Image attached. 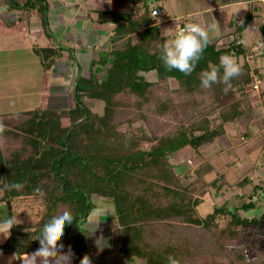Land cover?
I'll return each instance as SVG.
<instances>
[{"label":"trees","instance_id":"16d2710c","mask_svg":"<svg viewBox=\"0 0 264 264\" xmlns=\"http://www.w3.org/2000/svg\"><path fill=\"white\" fill-rule=\"evenodd\" d=\"M8 1L16 7L33 2ZM159 1L132 0L130 12L101 13V21L113 15L116 23L113 41L122 36L125 38L114 42L108 67L105 66L107 58L99 60L105 68V79H100L92 71L89 77L77 79L76 95L70 109L38 108L20 114L14 123H2L6 130L0 138V178L4 184L18 182L23 185L19 192L4 191V199L11 207L12 201L17 206L27 201L29 212L35 206L45 208L42 214L36 210V215L40 216L38 220H30L24 211H11L10 216L16 215L23 221L11 229L10 237L4 242L6 248L19 255L38 249L36 239L43 225L54 215L70 211L77 219L65 228L61 242L65 247L76 246V251L72 250L80 261L83 256L79 251L83 250L85 239L79 233L71 234V230L77 221L88 219L96 207L94 196H98L114 203L122 229L120 251L142 258L144 264H167L168 255L179 259L181 264H196V261H203L199 260L202 254H212V248H226L227 245L232 248L235 259L228 264L247 260L239 250L241 240L238 238L248 227L259 226L261 217H241L238 211L255 204H223L201 216L196 208L194 185L182 184L183 177L176 173L169 159L171 154L186 146L199 149L213 142L223 134L222 126H205L197 133L201 127L193 121L164 132L153 131V135L141 131L131 137L127 146L107 140L121 123L116 120L115 111L129 107L142 110L154 103L158 114L166 115L170 113L175 98L164 83L176 80L179 87L175 93L180 91L190 95L200 92L205 89L201 87L200 73L207 69L209 62L218 65L222 55L248 52L237 40L225 48H217L211 43L190 75L177 70L168 71L159 59V45L166 37L152 14L154 8H160L156 7ZM261 31L264 38V27ZM36 51L43 57L48 71L51 63L44 59L47 57L45 52L54 58L58 54L51 49ZM150 71L157 73V81L140 76V73ZM252 81L250 65L244 63L242 73L231 81L232 87L227 93L223 91L222 83L211 86L218 92V100L224 94L229 95L227 101L219 102L223 123L233 122L236 118L242 121L253 118L252 106L243 108L241 100L235 99L232 93L235 87L243 91ZM161 88L166 89L164 95L157 94ZM82 94L104 101V114H93L83 102ZM206 170L212 168L208 166ZM36 188L42 190L43 196L34 191ZM224 214L230 215L231 220L221 226L218 219ZM196 232L200 233V238L195 237Z\"/></svg>","mask_w":264,"mask_h":264},{"label":"crops","instance_id":"0c3cea01","mask_svg":"<svg viewBox=\"0 0 264 264\" xmlns=\"http://www.w3.org/2000/svg\"><path fill=\"white\" fill-rule=\"evenodd\" d=\"M40 1L42 4L38 2V6L33 0L30 5L16 7L8 0H0V123H14L20 114L38 108L68 110L73 106L76 82L80 76L89 77L92 71L97 77L104 74L106 78L105 68L99 60L107 58L105 66L108 67L112 61L110 51L114 42L121 41L125 36L113 41L116 28L113 15H108L109 19L101 21V13H127L132 9V0H112L111 4L107 0ZM168 1H159L163 4H156V7L162 8L163 14L153 16L166 39L173 38L179 24H211L214 18L219 24V30L210 35L217 48L228 47L236 40L248 52H258L264 47L261 31L264 27V0H173L177 3L175 10L171 9ZM19 2L25 3L26 0ZM250 29H257L262 34L258 36L256 32L253 42L246 43V37L252 35ZM37 49H58L59 53L55 58L48 51L45 52L47 57L44 59L51 63L48 71L45 70L43 57ZM248 52L232 56L237 60L244 57L249 62L257 53L251 52L252 55H249ZM155 75L157 76L155 71L140 73V76L148 80ZM83 96L84 94L81 97ZM3 195L4 191H0V200L6 201ZM101 198L99 197L101 211L97 212L96 219L88 217L85 221L76 223L71 234L79 233L84 237L85 243H94L95 237H88L82 231L86 230L89 219H99L96 236L102 234L109 243L114 242L110 238L114 235L116 245L109 249L106 247L99 253L88 255L85 252L84 255H88L92 262L100 260L105 261L104 264H111L108 259L117 258L120 264H124L132 256L122 253L121 243H117V233L121 235L122 242V229L118 221L111 222L114 217H108L102 212L109 210L112 216L114 213L109 206L114 210V203ZM16 204L13 201L12 207L7 204L8 216L12 210L23 211L22 208H26L25 202L19 206ZM18 220L23 221L22 218ZM5 241L3 238L0 240V264H23L27 254L36 250L19 255L6 248ZM67 248L65 247V251Z\"/></svg>","mask_w":264,"mask_h":264},{"label":"rangeland","instance_id":"374dc122","mask_svg":"<svg viewBox=\"0 0 264 264\" xmlns=\"http://www.w3.org/2000/svg\"><path fill=\"white\" fill-rule=\"evenodd\" d=\"M35 2V5L38 2L42 4L40 0H35ZM157 4L162 5L163 2ZM168 4L172 10L176 9L177 3L175 1L169 0ZM250 31L252 35L246 37V43L253 42V35L256 32L258 36L262 34L257 29H250ZM261 49L258 52H248L249 55L257 53L249 62L244 57L238 59L241 65L244 63L250 65L253 81L243 91L239 87H235L234 92H232L235 99L241 100L243 108L248 107V105L252 106L253 118L250 121H242V119L236 118L233 122L223 123L219 114L221 111L219 102L224 103L227 101L229 95L224 94L218 100V92L215 87L203 89L190 95L180 91L175 93L174 90L176 91L179 87L178 83L176 80L170 79L169 82L164 83L166 89L172 92V96L175 98L170 113L159 115L154 103L151 106H145L142 110L129 107L121 109V111H115L116 120H120L121 123L117 126L116 132H112L111 138L107 139L109 142L118 141L120 145L127 146L131 137L141 131L153 135V131L160 133L182 126L184 123L190 124L193 121H196L197 126L201 127L197 133H200L205 126H217L218 128L222 126L224 128L223 134L219 135L213 142L204 144L199 149L186 146L171 154L169 159L174 164L176 173L183 177L182 184L187 187L194 185L195 193L193 194L198 203L196 208L201 216H206L215 207L223 204L231 206H239L250 202L255 204L252 208L238 211V215L241 217H248L249 219L261 217V221L259 226L254 224L252 227H248L249 229L243 230L241 237L238 238V241L241 240L238 246L239 250L247 256V260L237 262V264H264V218L262 217L264 214V47L262 46ZM56 52L59 53L58 49ZM256 76H259L262 80L258 91L253 89ZM99 77L101 79L105 78L104 74ZM156 77L155 75L150 78L151 81H157ZM162 89L164 88L159 89L157 94L164 95L166 89ZM82 100L93 114L100 116L104 114V101L86 95L82 97ZM144 144L147 145L148 143L144 142ZM208 166L212 168L211 171L206 170ZM197 168H199V172H195ZM103 199L112 202L109 198ZM98 200L99 197L94 196L96 208L89 218L96 219L97 212L101 211L99 207L101 200ZM25 202L27 203V201ZM35 207L30 212L27 206L22 208L26 217L30 220H38L40 216L36 214H42L45 209L40 205ZM109 207L112 209L114 216H110L111 211L109 210H102V212L108 217H114L111 222L117 221L115 209L113 210L111 205ZM4 214L3 210H0V218ZM230 220L231 216L228 214H224L218 219L221 226H225ZM194 234L195 237H201L199 232ZM117 235L119 237H117V243H121V235L119 236L118 233ZM110 238H112V241L114 240V242L109 241L113 247L116 245L115 236L112 235ZM1 239L2 237H0ZM85 245L84 249L79 251L82 252V256L85 252L88 255L101 252L94 247L93 242H86ZM224 247L212 248V254H202L199 260L203 261L200 263L196 261V264H228L229 262H235L231 254L232 248L229 245L226 248ZM71 248L75 251L77 249L76 246H71ZM74 250L75 256L72 264H80L79 256ZM108 261L111 264H120L117 258L108 259ZM104 262L97 260L92 263L104 264Z\"/></svg>","mask_w":264,"mask_h":264},{"label":"clouds","instance_id":"9594fccd","mask_svg":"<svg viewBox=\"0 0 264 264\" xmlns=\"http://www.w3.org/2000/svg\"><path fill=\"white\" fill-rule=\"evenodd\" d=\"M108 4L112 0H107ZM242 23V21H241ZM219 30L218 22L213 18V23L202 25L197 22H189L176 31L171 39H166L159 45V59L168 71L177 70L184 75H190L203 58L205 49L212 43L211 33ZM242 73V65L238 60L230 55L225 54L219 58V64L208 63L207 69L200 73L201 87L208 89L213 84L222 83L223 91L227 93L231 87V81ZM5 126L0 123V138H2ZM0 191L22 190L23 185L18 182L4 184L0 181ZM37 194L43 196L40 188L34 190ZM8 202L0 200V210L5 213L0 218V237L8 239L11 235V229L20 223L16 215L8 216ZM94 214V213H93ZM75 217L70 211H63L59 215H54L40 230L36 240L39 241V248L31 254H27L23 264H72L75 253L69 245L65 251V245L61 242L65 235V228L72 224ZM100 220L92 221L89 219L86 230L82 231L88 237H95L94 244L98 251L104 248H110L111 245L101 234L96 236L99 229ZM78 223V221H77ZM80 264H92L88 255H84ZM124 264H144L142 258L132 255L131 260H125ZM167 264H181L180 260L173 255L167 256Z\"/></svg>","mask_w":264,"mask_h":264},{"label":"built area","instance_id":"2783aa9c","mask_svg":"<svg viewBox=\"0 0 264 264\" xmlns=\"http://www.w3.org/2000/svg\"><path fill=\"white\" fill-rule=\"evenodd\" d=\"M152 14L154 15V16H159V15H161V14H163V9L162 8H154L153 9V11H152ZM185 24L184 23H182V24H179L178 26H177V28H176V31H178L181 27H183ZM176 31H175V33H176ZM254 85H253V89L255 90V91H258V89L260 88V86H261V84H262V80L259 78V76H256L255 78H254Z\"/></svg>","mask_w":264,"mask_h":264}]
</instances>
